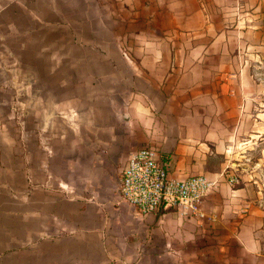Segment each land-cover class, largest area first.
<instances>
[{
	"label": "crops",
	"instance_id": "1",
	"mask_svg": "<svg viewBox=\"0 0 264 264\" xmlns=\"http://www.w3.org/2000/svg\"><path fill=\"white\" fill-rule=\"evenodd\" d=\"M7 3L50 54L22 93L0 80V111L23 117L0 121V264H264V76L235 61L261 66L264 0ZM143 145L174 177L214 180L201 216L120 199Z\"/></svg>",
	"mask_w": 264,
	"mask_h": 264
},
{
	"label": "built area",
	"instance_id": "2",
	"mask_svg": "<svg viewBox=\"0 0 264 264\" xmlns=\"http://www.w3.org/2000/svg\"><path fill=\"white\" fill-rule=\"evenodd\" d=\"M235 179L231 176L229 181ZM213 184L214 180L200 173L183 178L170 175L157 150L144 145L129 154L121 171L117 194L142 215L163 208L201 216L202 201Z\"/></svg>",
	"mask_w": 264,
	"mask_h": 264
},
{
	"label": "rangeland",
	"instance_id": "3",
	"mask_svg": "<svg viewBox=\"0 0 264 264\" xmlns=\"http://www.w3.org/2000/svg\"><path fill=\"white\" fill-rule=\"evenodd\" d=\"M12 10H14L13 14L10 12ZM236 10L238 9L235 6H232L230 9V11H236ZM0 11L1 12L5 11L7 13V15L5 16L3 15L0 16V80L1 79L13 80L14 78L18 79V84L15 85V91L21 92V87L22 86L24 87V82L21 83V81L25 80L28 77V75L36 74V70L39 68H34L35 67L34 65H37L38 64L37 62L41 58L44 59V57H46V59H48L50 53L47 52L39 53L33 50L34 47H36L35 43L34 45H32V41L30 40V37L28 41L26 36L25 28H26L27 20L25 19L24 16L25 13L22 12V10L20 11V9L17 8V6L14 3L12 4V9L10 3H7L4 7L2 4H0ZM248 21L251 22V20ZM263 29H264V19H263ZM262 35H264V33ZM244 39L248 44L251 42V39L249 38L248 35ZM263 42H264V37H263ZM125 54L128 55V53ZM235 61H239L240 66H238V68L242 67L245 71V75H256L255 72H258V76L261 77L264 76V56L262 59V63H259L261 65L259 67H256L258 61L251 58V56L249 55V50H245L243 52L241 51L237 53L235 56ZM235 70H239V69H235ZM5 87H6L5 89L9 92L11 91V88L13 89V87L10 84L6 85ZM1 92L3 94L5 93L4 91L0 90V96L2 94ZM2 96L4 97V95ZM260 103L261 106L264 107V95L263 98L260 99ZM22 118H23L22 116L16 117L12 114L6 115V110L3 112L2 110L0 111L1 123L2 122H5L6 124L11 123L10 125L12 126V123H16V121L20 122V119ZM17 135L20 136V138L22 139L25 138L24 131L19 132ZM241 150H242L241 154L243 155V161H245L248 165H250L251 161L254 159L257 152L254 151V149L251 147V144L246 145V147H244ZM230 168L232 170L227 172L228 181L231 176L235 177L236 179L234 181L232 182L229 181L230 183L235 185L238 183L237 182L238 172L236 169L235 162L230 163Z\"/></svg>",
	"mask_w": 264,
	"mask_h": 264
}]
</instances>
